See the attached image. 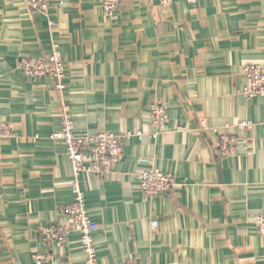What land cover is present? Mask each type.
I'll use <instances>...</instances> for the list:
<instances>
[{"label":"crops","instance_id":"crops-1","mask_svg":"<svg viewBox=\"0 0 264 264\" xmlns=\"http://www.w3.org/2000/svg\"><path fill=\"white\" fill-rule=\"evenodd\" d=\"M100 1L48 0L43 14L0 0V120L11 126L0 140V264H35L39 254L85 264L77 232L63 245L43 233L67 226L74 196L66 145L51 138L64 107L81 133H143L106 176L81 178L98 264H264L254 222L264 212V95L243 94L244 66L264 68V0H122L114 16ZM55 44L63 91L49 74L22 70ZM156 101L169 119L154 137ZM243 120L253 128L239 130ZM150 167L174 175L170 191L141 190L137 173Z\"/></svg>","mask_w":264,"mask_h":264},{"label":"built area","instance_id":"built-area-1","mask_svg":"<svg viewBox=\"0 0 264 264\" xmlns=\"http://www.w3.org/2000/svg\"><path fill=\"white\" fill-rule=\"evenodd\" d=\"M33 9L43 14L49 13L48 0H25ZM162 6H170L174 0H158ZM198 0H187L195 3ZM122 0H101L100 6L107 16H114L118 11ZM54 24L53 21L50 22ZM22 70L29 78H39L49 74L55 81V87L63 91L66 87V64L62 52L57 44L53 47L50 56L44 58H29L23 62ZM244 76L249 84L243 88V94L247 98L264 95V68L259 63L246 64L243 69ZM169 116L164 104L156 101L150 105V123L154 127L153 136L161 134L168 122ZM254 126L251 120H243L237 124L239 130H250ZM11 126L0 120V140L9 134ZM217 131V129H215ZM138 136L142 132H127L118 134L111 131H97L94 133L78 132L74 117L69 108L64 107L61 116V128L55 131L51 138L64 141L68 156L72 163L74 179L72 183L73 200L67 207V226L53 224L43 228L45 240L63 245L68 240L70 232L80 235V245L86 256L85 264H98V251L94 233L98 225L95 223L86 207V193L82 187L81 178L90 174L106 176L119 161L124 153L125 141ZM231 139L222 136L221 147L224 152L228 150ZM137 179L141 190L148 196H156L170 191L175 185L173 174L166 173L157 167H150L137 173ZM255 225L260 234L264 236V212L254 217ZM159 222L152 220L153 229ZM35 264H57L49 254H39L35 257ZM121 264H143L139 260L131 259Z\"/></svg>","mask_w":264,"mask_h":264}]
</instances>
